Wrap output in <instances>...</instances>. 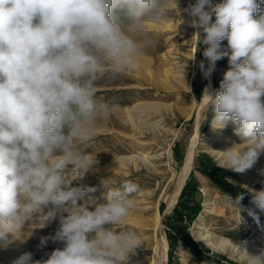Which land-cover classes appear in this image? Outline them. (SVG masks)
I'll list each match as a JSON object with an SVG mask.
<instances>
[{
	"label": "clouds",
	"instance_id": "9594fccd",
	"mask_svg": "<svg viewBox=\"0 0 264 264\" xmlns=\"http://www.w3.org/2000/svg\"><path fill=\"white\" fill-rule=\"evenodd\" d=\"M172 3L178 8L177 0H0V246L9 234L57 217L58 230L41 245L63 244L46 260L25 252L12 264H129L142 245L136 232L120 228L139 206L136 182L101 179L99 199L92 198L98 187L71 185L98 163L86 147L97 119L118 107L97 97L98 80L138 68L148 24L167 21ZM183 11L190 19L180 25L196 29L198 47L206 46L204 78L228 58L219 88L209 83L199 101L203 122L211 115L213 128L232 124L242 141L214 151L217 166L244 173L264 154V0H195ZM247 191L264 213V189ZM243 198L233 202L239 222L246 210L259 224L255 211L240 207ZM245 244L235 246L246 264H264V250L250 254Z\"/></svg>",
	"mask_w": 264,
	"mask_h": 264
},
{
	"label": "rangeland",
	"instance_id": "374dc122",
	"mask_svg": "<svg viewBox=\"0 0 264 264\" xmlns=\"http://www.w3.org/2000/svg\"><path fill=\"white\" fill-rule=\"evenodd\" d=\"M194 2L177 0L181 11L172 3L167 21L160 25L148 24L145 55L139 59L136 70L118 78L106 75L98 80L97 97L118 107L108 117L97 119L96 134L86 147L94 156L97 154L98 163L71 185L98 187L93 199L103 195L104 190L99 188L103 177L112 176L114 186L124 180H132L139 185L140 190L135 194L139 206L120 226L122 230L136 232L142 242L136 254L130 257L129 264H204L205 261L207 264H246L245 255L235 244L246 242L245 247L250 254L264 250V213L251 203L252 196L247 191L248 188L264 189V154L244 173L222 168L227 171L225 179L229 183L247 191V198H243L240 207L255 211L259 215V224L246 210L241 211L242 220L239 222V213L233 203L238 195L217 186L199 169L196 160L205 153L218 165L220 157L214 151H223L242 141L235 135L232 124L223 129L213 128L211 115L203 122L206 107L199 101L203 89L209 83L218 89L229 63L227 57L217 61L210 80L204 78L199 63L204 61L207 67L203 57L206 46L198 47L197 30L187 24L180 25L179 20L190 19L183 9ZM212 2L217 5L223 0ZM222 45L227 50V40L222 41ZM137 104H145L152 109L148 119H137L133 115L135 120L132 121L131 110ZM137 124L139 129L135 128ZM190 152L194 157L177 201L170 210H166ZM133 156L146 158L148 165H124L120 162L121 157ZM76 175L74 173L72 178ZM192 178L197 181L202 198L201 210L188 229L201 254L191 251L180 238L172 251L168 239V223L183 188ZM41 223L37 220L29 224L14 237L9 234L7 246H0V264H12L25 252H31L34 260H46L52 251L62 248L61 242L51 239L41 245L42 237L53 236L58 230V217L43 228H40ZM171 251L173 255L170 257Z\"/></svg>",
	"mask_w": 264,
	"mask_h": 264
},
{
	"label": "trees",
	"instance_id": "16d2710c",
	"mask_svg": "<svg viewBox=\"0 0 264 264\" xmlns=\"http://www.w3.org/2000/svg\"><path fill=\"white\" fill-rule=\"evenodd\" d=\"M175 152L177 154L176 156L179 157L178 152ZM196 160L199 169L206 173L217 186L224 190H232L237 195L243 194L244 198H247V191L229 183L225 179L227 171L217 166L207 154H200ZM201 198L197 181L192 178L183 188L180 194V200L173 211L172 220L168 223L170 227L168 239L172 251L178 238H180L191 251L195 254H201L188 229V225L197 217L201 210ZM172 251L169 253L170 257L173 255Z\"/></svg>",
	"mask_w": 264,
	"mask_h": 264
},
{
	"label": "bare ground",
	"instance_id": "6f19581e",
	"mask_svg": "<svg viewBox=\"0 0 264 264\" xmlns=\"http://www.w3.org/2000/svg\"><path fill=\"white\" fill-rule=\"evenodd\" d=\"M131 111H132V115H131L132 121L135 120L134 117H133V115L134 116H137V119L139 117V118H144L146 120V119H148L150 117V115L152 113V109L149 106L145 105V104H137V105H135L132 108ZM138 125L139 124L136 125V127H135L136 129H139L140 128V125L139 126ZM193 157H194L193 152H190L186 156L185 162H184L183 167H182V172H181V177H180L179 185H178L177 189L175 190V193L172 196H170V198L168 199L167 206H166V210H170L173 207V205L176 203V201H177L176 199H177L178 194L180 193V190H181V188L183 186L185 176H186V174H187V172L189 170V167L191 165V162L193 160ZM145 159L146 158H141V157H138V156H133V157H130V158L121 157L120 158V162L122 164H124V165H131L132 164L134 166H140V165L143 166V165H146L147 164V161ZM103 179H104V177H103ZM131 222L132 223H136V221H134L133 219H131Z\"/></svg>",
	"mask_w": 264,
	"mask_h": 264
}]
</instances>
